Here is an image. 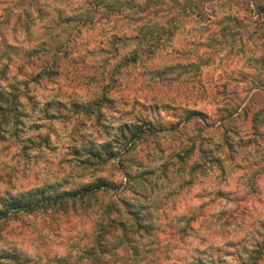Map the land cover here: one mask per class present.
I'll use <instances>...</instances> for the list:
<instances>
[{
	"label": "rangeland",
	"instance_id": "obj_1",
	"mask_svg": "<svg viewBox=\"0 0 264 264\" xmlns=\"http://www.w3.org/2000/svg\"><path fill=\"white\" fill-rule=\"evenodd\" d=\"M112 1L0 0V105L9 108L2 100L18 94L15 117L0 109V206L37 187L56 193L98 179L114 186L70 211L1 220L0 264H62L83 255L107 215L118 220L113 264H243L256 242L264 244V43L246 41L259 17L242 18L236 4L263 17L264 0H204L182 14L152 59L126 66L118 62L138 46L130 37L162 22L171 3L159 0L167 4L157 15L142 11L148 0H122L111 10ZM232 25L234 36L224 31ZM210 49L216 58L199 68L195 56ZM54 56L60 66L43 68ZM189 60L194 67L155 72ZM100 99V113L81 107ZM185 109L200 114L188 119ZM140 116L172 129L147 134L117 158L92 159L88 149L116 148ZM187 147L192 154L181 161L175 153ZM124 170L145 172L144 183L130 184ZM125 208L145 216L151 236L121 242V222L130 223ZM128 244L136 253L129 260L122 257ZM256 264H264V251Z\"/></svg>",
	"mask_w": 264,
	"mask_h": 264
},
{
	"label": "trees",
	"instance_id": "obj_2",
	"mask_svg": "<svg viewBox=\"0 0 264 264\" xmlns=\"http://www.w3.org/2000/svg\"><path fill=\"white\" fill-rule=\"evenodd\" d=\"M122 0H113L110 4V9L113 10L117 8L116 4L122 5ZM152 2V4H151ZM204 2V0H170L169 3L175 4V6L169 4V8H164V16L160 17L162 18V22H159V20L154 21L152 25L147 30H144L145 26L139 27L137 29V32L134 36L130 37L133 39H136L137 41V47L133 49L129 55L124 56L121 58L120 62H118V66H126L128 64H136L141 60H150L154 57L157 49H161V47L164 44L165 38L164 35L172 36L173 31L177 29V22H180L182 19V14L187 13L188 11H195L200 9V3ZM253 3V2H252ZM167 2L159 1V0H148V3L145 4V7H143L142 11H146L148 14H154L152 11L156 12L157 15H160V12L156 10L158 7H162L166 5ZM132 5L129 3V7ZM237 9H242L243 17L244 19H251L256 20L257 23L256 26L254 24V28L249 32V37H247V40L244 38L243 42L246 40L251 45H256L257 42H263L264 43V16L262 17V13L260 11H257L256 8H252L250 4H247V8L242 7V4H236ZM242 7V8H241ZM260 7V6H258ZM244 9V10H243ZM139 10V8L137 9ZM256 17V19H254ZM261 18V21H260ZM235 25L229 26L224 31H228L230 36H234V27ZM238 29V28H237ZM237 31V30H236ZM229 35L226 33L224 36L229 38ZM121 36L115 35L113 38L117 40ZM215 37V33H212L210 38ZM216 37L223 38L222 33L216 34ZM216 39V38H215ZM215 55V51L212 52V50H206L203 52V54L195 56L199 63V68H201L202 65L208 64V62L212 61L211 56ZM61 56V53H59ZM60 66V61L58 58L56 59V56L52 57L50 60L49 66H45L43 68H53V65ZM196 62H191L190 60L188 62H177L175 64H167L165 66L160 67L161 69L155 70L156 74L158 75H171L173 72H175L178 68H192ZM264 65V62H263ZM11 96H9L7 99H4L2 101L6 102L9 108H6L4 105H0V109L3 110L1 113L6 117L7 114L11 113L13 117H15L16 111L18 110V105L16 103V96L18 95L16 92H11ZM104 99V98H103ZM105 100V99H104ZM102 103V99L100 101H96L93 106H81L84 108L83 110L88 113H100V105ZM77 107V106H76ZM97 108V109H96ZM186 110V116L188 119H191L194 117L195 114H200V112H197L196 110ZM244 116H248L250 113L249 105H246L242 108ZM176 114V112H175ZM254 119H256V114L253 115ZM186 118V119H187ZM172 129L167 128L163 123L160 121H155L151 118H147L146 116H140L139 121L127 124L123 128L122 136L121 138L117 139V146L112 147L110 143H104L99 149H88V153L93 156L92 159H96L99 162L108 161L110 159L117 158L122 151H128L133 143H135L139 139L146 138L145 136L148 134L154 135L157 134L160 130H167ZM228 143V142H227ZM193 148L187 147L183 150V152H176V156L181 161H184L186 157H189L192 154ZM93 161V160H92ZM120 163L122 162L119 159ZM94 163V162H93ZM125 177L127 178V181L131 184V178L134 180V182L138 183L137 181L140 180V184L144 183L146 176L145 172H142V174H139V172L135 175L129 173L128 170H124ZM138 183V184H139ZM48 187H37L36 189L28 192V194H21L20 196L10 198L8 200H4L1 202L0 206V221L8 218L13 213H18L20 211H26V212H32L36 210H46V209H61L66 211H70L72 207H76L78 202L84 203L87 200H91L95 195L106 192L108 190H113V182L98 179L97 181L89 184L82 185L76 189H68V190H61L60 192L56 193H47ZM55 188V187H54ZM56 189V188H55ZM112 206V203H107V208H110ZM125 211L128 215V223H122L124 226L120 229L118 235L121 239V242H125L130 235L133 237H136V235H147L151 236L153 233V226L145 222V216L141 214V212L138 209H132V208H125ZM118 220L117 218L107 215L103 218V221L101 224V227L96 232L95 236L92 237L91 241L86 242L85 247L83 248V255L72 256V264L79 263L83 264L84 258L89 260L91 264H113L114 258L118 256L120 253L119 247L117 244H115L114 236L116 234L115 226ZM262 239H264V234L262 235ZM134 240V239H133ZM120 243V242H119ZM264 251V244H261L256 242L255 249H253L251 252L254 255H250L247 260H244L243 264H256L260 257L263 256ZM122 252L127 259H130V256L133 254H136L134 252V246L132 244H128L126 248L122 249ZM109 254L107 258L106 255ZM63 262L67 263L66 261H71L70 258H60ZM200 261V260H198ZM242 261V260H241ZM113 262V263H112ZM71 263V262H70ZM199 264H204L200 261Z\"/></svg>",
	"mask_w": 264,
	"mask_h": 264
}]
</instances>
